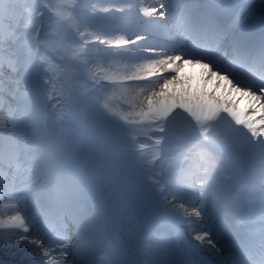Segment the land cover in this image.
Instances as JSON below:
<instances>
[{
  "label": "snow or ice",
  "instance_id": "obj_1",
  "mask_svg": "<svg viewBox=\"0 0 264 264\" xmlns=\"http://www.w3.org/2000/svg\"><path fill=\"white\" fill-rule=\"evenodd\" d=\"M137 7L252 103L132 165L86 80L88 39ZM0 264H264V0H0Z\"/></svg>",
  "mask_w": 264,
  "mask_h": 264
},
{
  "label": "rangeland",
  "instance_id": "obj_2",
  "mask_svg": "<svg viewBox=\"0 0 264 264\" xmlns=\"http://www.w3.org/2000/svg\"><path fill=\"white\" fill-rule=\"evenodd\" d=\"M122 2L123 0H115L117 6ZM152 18L141 15L139 8H133L131 11L125 9L123 14L113 9L111 19L104 30L98 33L101 39H88L91 49L88 67L94 73L95 79H87L86 83L100 102L107 103V108L97 105V118L114 135L125 156V162L132 165L141 164L144 160L155 157L158 151L156 141L162 136L165 138L162 150L169 154L175 151L170 141L189 121L195 122L194 117H201L199 115H203L206 109L205 105L199 102L190 107L187 105L188 101L167 102L168 97H163V101H156L155 96L164 95L173 84L171 74L165 73L169 71L166 66L163 70L157 71L160 73L146 70L130 72V69L142 65L140 60H148L140 55V50L123 48L129 46L134 39L152 40L155 44L157 39L159 41L163 39L157 50L165 52L163 46L168 42L166 36L160 38L159 34H151L150 31L153 28L160 33L166 31L161 30L159 28L161 25L155 23ZM134 26L141 29L135 36L132 35L136 28ZM152 42L149 41V44ZM179 76L182 77V74ZM185 77H188L186 81L193 79L190 76ZM196 90L200 91L199 88ZM166 117L173 123L165 127L155 123V118H161L158 120L160 121ZM163 128L167 131H162ZM132 130H138L135 141L129 135Z\"/></svg>",
  "mask_w": 264,
  "mask_h": 264
},
{
  "label": "bare ground",
  "instance_id": "obj_3",
  "mask_svg": "<svg viewBox=\"0 0 264 264\" xmlns=\"http://www.w3.org/2000/svg\"><path fill=\"white\" fill-rule=\"evenodd\" d=\"M157 3L158 0H143L144 6L155 5ZM138 8L139 7H137V9ZM152 19L157 20L159 18L153 17ZM159 28L161 30L166 31L165 34L160 38H164V36H168L169 35L168 31L173 29L172 27L166 28L163 27L162 25ZM152 31L155 34L159 33L158 32L159 30H157L156 28H153ZM138 33L139 31L137 30L133 32L132 35L135 36ZM162 40L163 39H161L160 41L158 39L157 41L155 40L157 42L156 44L153 43L152 40H149L150 42H152L153 44L152 45L149 44V41L147 40L142 41L140 39H134L133 42L129 44V46L123 47L131 50H137V51L140 50V55L142 57L148 58V60H140L142 65L130 69L131 73H137L144 70L156 73L161 69L163 70L165 66L166 69H169V71L165 73L171 74L172 77L171 79H173L172 81L173 84L171 85L169 91H166L164 95L162 94L156 95L155 96L156 101L159 100L163 101V97H168L166 98L167 102L180 101V103H183L188 101L187 105L189 107L199 102L201 104H204L205 105L204 108H206L204 109L205 113L203 115L201 114L199 115L201 117L213 111V108L210 104L212 101H218V102L231 101L232 104L230 106H234L242 116L244 115V113L247 111V109L251 106L252 103L248 97L244 96V94L241 91L232 89L231 86L228 85L227 81L222 76L214 72L208 65L201 62V60L196 61V60H188L182 58V56L178 54L176 49L179 48L183 49L184 47L183 43L181 44L180 47H174V49H171L167 52L166 51L159 52L157 48L162 45L161 43ZM189 45H191L192 48L195 49V52H197L199 56L201 55V53L197 50L199 46L198 41L192 38ZM188 52L190 54H194V52H192L189 49V47H188ZM181 74L182 77L179 76ZM185 76L193 77V79H188V81H186L188 77L186 78ZM189 84L191 86H188ZM187 87H188V92H186ZM197 88H199L200 91H197L196 90ZM155 119H156L155 123H158L160 126L163 127H165L169 123H173L170 122L171 120H169L168 117L160 121L158 120L161 118H155ZM186 122L187 121H183V123Z\"/></svg>",
  "mask_w": 264,
  "mask_h": 264
},
{
  "label": "trees",
  "instance_id": "obj_4",
  "mask_svg": "<svg viewBox=\"0 0 264 264\" xmlns=\"http://www.w3.org/2000/svg\"><path fill=\"white\" fill-rule=\"evenodd\" d=\"M129 131V130H128Z\"/></svg>",
  "mask_w": 264,
  "mask_h": 264
}]
</instances>
